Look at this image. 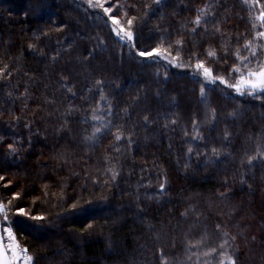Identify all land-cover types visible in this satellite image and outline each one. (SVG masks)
Returning a JSON list of instances; mask_svg holds the SVG:
<instances>
[{"label":"trees","instance_id":"obj_1","mask_svg":"<svg viewBox=\"0 0 264 264\" xmlns=\"http://www.w3.org/2000/svg\"><path fill=\"white\" fill-rule=\"evenodd\" d=\"M118 2L124 8L114 10L116 16L123 19L127 11L142 17L133 26V42L119 40L102 11L87 0H0V202L7 204L14 192L21 193L8 209V222L0 214V231L13 229L32 264H219L222 231L236 237L227 249L236 264H264V156L258 155L264 153V109L218 93L202 101L200 91L175 75L173 66L136 55L161 39L167 45L183 37L179 51L184 61L195 52L214 71L234 78L230 67L240 62L233 53L239 48L248 56L243 44L264 30L256 19L264 0ZM206 5H211L207 32L193 24ZM214 25L223 36L213 33ZM101 39L104 43L98 44ZM225 40L226 55L221 51ZM210 45L219 59L205 55ZM61 76L68 77L64 83L75 96L61 86ZM97 79L104 82L111 115L93 87ZM70 104L78 110L61 129ZM96 108L95 114L114 127L91 144L83 137L101 125L83 118ZM211 108L216 120L205 124ZM233 111L235 118L229 115ZM172 119L177 123L165 128ZM193 119L201 124L202 140L192 139ZM116 127L125 133L120 141L112 135ZM8 144L19 153L9 155ZM189 146L201 155L189 160ZM222 146L231 155L212 160L204 155ZM249 156L256 157L251 165ZM109 168L118 173L114 180ZM17 207L46 219L17 216ZM213 247L217 252L205 257Z\"/></svg>","mask_w":264,"mask_h":264},{"label":"snow or ice","instance_id":"obj_2","mask_svg":"<svg viewBox=\"0 0 264 264\" xmlns=\"http://www.w3.org/2000/svg\"><path fill=\"white\" fill-rule=\"evenodd\" d=\"M154 2L159 5L161 0H154ZM253 4H260V0H252ZM109 3V0H87V4L89 7L93 9H100L102 13L105 15L107 18V21L111 23L112 28L111 31L114 33V35L121 41H129L133 42L134 41V31H133V26L135 25L136 21L138 19H142V17H137V16H129L127 11H123V19L120 17L116 16L114 14V10L120 11L124 8V5H121L118 0H116L115 3H112L111 6H106ZM245 3H248V0H245ZM130 7L135 8V5H131ZM145 7H148L145 5ZM211 5H206L204 9H200L199 12L200 14L196 15L194 18L193 24L196 26H202L207 32V19H208V14H207V9L210 8ZM260 12L258 17L256 19L258 20L261 29H264V4H260ZM256 25L253 24V28H255ZM197 28L193 27L190 31L192 34L196 33ZM213 33H221V29L214 25L213 26ZM223 36V33H221ZM258 40H264V30L256 31L254 38L251 40H246L245 43L243 44V48L248 52V56H242L240 53V49L237 48L236 51L233 53L235 59L239 61V64H233L230 67V73L235 74L234 79L235 82L231 83L228 78H226L224 75H216L214 74V70L212 67L208 66L206 64V61L204 59H200L197 53L193 52L189 58L188 62L185 63L183 57L180 54L179 48L184 45V39L183 37H180L174 41H170L165 45V42L163 39L160 40V42L155 46L151 47L150 50H137L136 55L141 57V58H152L154 60H162L166 62V66L171 65L175 68H188L192 70L193 75L200 76L204 83L200 84V95L202 98V101H207V94L205 91V83H210V84H216L219 82L222 85H225L227 88L234 90L237 94L240 96L244 95H249V96H257L259 94L261 97H264V59H261L262 56H264V43H256L255 41ZM103 40L101 39L98 44H103ZM176 46V51L175 55H173L172 49L173 47ZM29 49H35V45L29 44L28 45ZM69 48H71V45H69ZM95 50H93L94 52ZM221 51L226 55L228 53V41L225 40L223 42ZM93 52H90L89 55H92ZM205 55L209 58L213 59H219V54L218 51L212 47L211 45L209 46L208 49L205 50ZM193 58L195 59V62L193 63ZM55 59V57H53ZM243 65V67H241ZM7 67V65H5ZM3 69H0V79L3 78ZM159 74V71L158 73ZM7 75H11L9 72ZM164 77L168 76L167 72L163 73ZM68 77L66 76H61V86L65 88V90L68 93H71L73 96H75V93L72 91V88L67 87V84L64 83V81H67ZM93 87L98 88L99 93H100V99L108 103V115L112 114V104L111 101L108 100L107 96L104 94V82L100 79H97L94 81ZM92 88L88 89V92H91ZM25 99H27L28 93L27 90L25 91L24 94ZM8 96H11V93H8ZM49 104H55V100H50L47 101ZM78 109L73 106L69 105L64 112L62 113V118L64 119V124L61 125V129L67 127L68 123V117L71 116L75 111ZM98 110L92 109V115L91 117H84L83 122L88 123V122H96L99 123L101 126L96 127L93 126L91 133L87 134L83 137L85 142L95 144L97 141V138L99 135H103L105 131H111V128L114 127L112 124L111 120H106L103 119L100 116H97L95 113ZM124 113L127 115L128 110L127 108L123 109ZM211 117L210 119L206 116L204 123H214L217 117V111L215 108L210 109ZM4 115L3 112H0V117ZM50 115V113H49ZM230 116L235 118V111L229 113ZM14 119L19 120V117H14ZM144 121L147 123H151L149 120L148 116L143 117ZM10 122V121H9ZM177 121L175 119H172L171 121H165L164 127L167 128L169 127L170 124L174 125L176 124ZM193 125V140H202L203 136L200 133L199 129L201 127L200 122L197 120L193 119L192 121ZM28 125H26L27 127ZM86 131V130H85ZM114 136L115 141H120L122 138L125 137V133L121 130V127H116V131L112 133ZM185 136L188 135V133L185 131L184 133ZM132 133L128 132L127 133V142L129 145L132 143ZM224 137L225 139H229L230 133H228L226 130L224 132ZM8 149H9V155H17L20 151L18 147H15L14 144H8ZM117 151H119L117 149ZM187 156L188 159L190 160L193 155L196 157H199L201 155L200 152L195 151L191 146L187 147ZM210 155L208 153H204L206 158L208 160H212L213 158H218L223 154L225 155H231V153L226 152V150L223 148H216L212 147L210 149ZM259 156H264V153L258 152ZM61 158H63L65 163H68L67 160V155L65 153L60 154ZM256 157L249 156L247 157V163L249 165L252 164V161ZM243 164V161L241 162ZM187 166V165H185ZM106 172L111 173V177L114 180L115 177L117 176V171L114 168H109L106 169ZM75 174V173H74ZM0 180H4L3 176H0ZM241 182L243 183V176L241 177ZM11 183V181H9ZM94 183H99V181H94ZM107 183V182H105ZM165 183H166V177H165V182H162L159 184V189L163 191L165 189ZM227 183V182H225ZM7 186V185H6ZM47 188L48 186L45 185V195H47ZM220 195L223 197L225 194L220 193ZM21 193L20 192H14L13 197L7 201V204L0 202V214H3V219L5 222H8V209L12 205V202L14 199L20 198ZM60 198L63 199V191L60 193ZM72 208H75L76 205L73 204L71 205ZM15 212L17 216L21 217H26L31 220H44L46 219L45 216L43 215H38V216H33L31 215L25 208L23 207H17L15 209ZM183 215L187 216L188 213L185 212ZM91 227V226H89ZM217 229H221V225L217 224L216 225ZM222 242L218 245L219 249L221 251L219 252V255L221 257L219 264H236V259L233 255H231L227 249L229 247H233V243L236 240L235 236H231L228 232L222 231ZM7 238L9 243L5 245L3 241ZM233 242V243H230ZM201 242L197 241V246H199ZM193 248V245L191 242L188 244V251L191 253V250ZM217 248H209L207 252H204L203 255L205 257L211 255L212 253H216ZM10 253V255H8ZM188 259L191 260L192 256L189 255ZM197 260H199V255H197ZM33 257L28 254V250L26 247H22L19 245L17 242L13 229L11 227L4 228L2 231H0V264H32Z\"/></svg>","mask_w":264,"mask_h":264},{"label":"rangeland","instance_id":"obj_3","mask_svg":"<svg viewBox=\"0 0 264 264\" xmlns=\"http://www.w3.org/2000/svg\"><path fill=\"white\" fill-rule=\"evenodd\" d=\"M185 63H187L186 61H184ZM194 63V62H193ZM191 69L188 68H184V69H180V68H175L173 72L175 73V75L178 76H183L186 77L188 79V83L195 88L196 90L199 91L200 88V84L204 83V81H202L200 84L193 82L189 76L191 73ZM214 74L216 75H223L219 72L214 71ZM226 78L229 79V81L231 83L235 82V79L230 77V76H226L224 75ZM206 85H208L210 88L205 87V91L206 94H211V93H218V94H223L226 96H229L247 106L253 107V108H260V109H264V97H261L259 94H257V96H249V95H244V96H240L239 94H237L234 90L227 88L225 85L220 84L219 82H217L216 84H210V83H205ZM9 243V241L7 240V238H5V244L7 245Z\"/></svg>","mask_w":264,"mask_h":264},{"label":"water","instance_id":"obj_4","mask_svg":"<svg viewBox=\"0 0 264 264\" xmlns=\"http://www.w3.org/2000/svg\"><path fill=\"white\" fill-rule=\"evenodd\" d=\"M189 78L193 81V82H195V83H201L203 80H202V78L200 77V76H197V75H193L192 74V71H191V73H190V76H189Z\"/></svg>","mask_w":264,"mask_h":264},{"label":"bare ground","instance_id":"obj_5","mask_svg":"<svg viewBox=\"0 0 264 264\" xmlns=\"http://www.w3.org/2000/svg\"><path fill=\"white\" fill-rule=\"evenodd\" d=\"M185 78H186V77H185ZM186 79H187V78H186ZM187 80H188V79H187ZM205 87H206V89H207V88H210V87H209L208 85H206V84H205Z\"/></svg>","mask_w":264,"mask_h":264}]
</instances>
